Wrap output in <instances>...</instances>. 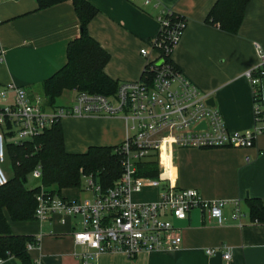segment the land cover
I'll use <instances>...</instances> for the list:
<instances>
[{
    "label": "crops",
    "instance_id": "obj_1",
    "mask_svg": "<svg viewBox=\"0 0 264 264\" xmlns=\"http://www.w3.org/2000/svg\"><path fill=\"white\" fill-rule=\"evenodd\" d=\"M89 1L99 13L89 23L88 33L110 55L105 73L111 79L119 83L141 80L147 65L141 50L150 47L159 35L162 11L170 10L187 20L171 56L173 63L215 99V108L230 131L255 128L253 86L247 73L254 71L257 77L259 69L264 71V0L250 1L236 35L207 23L218 0H149V4L145 0ZM80 31L72 1L40 9L37 0H0V91L9 85L24 88L31 97H43L47 110L72 106L77 90L64 91L60 98L68 91L74 94L56 107L46 104L42 92L44 82L67 63L69 42ZM258 89L264 102V76H260ZM13 100L14 93L8 91L6 98H0V106ZM61 127L69 154H85L92 147H115L127 136L121 117L68 116L61 120ZM164 156L158 163L160 176L179 189L197 190L206 201L229 202L223 225L196 209L186 220H172L183 238L180 249L144 252L136 259L120 252L104 253L92 264H264V225L251 221L245 202L247 197L264 200V133L252 148L173 149ZM83 182L82 178L80 187L63 189L58 196L80 201L81 192L86 194ZM75 189L80 192L76 198L63 194ZM154 189L158 194L151 202L160 197V189ZM234 201L241 202L244 215L240 221L232 217ZM6 217L14 235L39 239V244L29 249L36 264H82L76 257L81 248L73 235L80 229L79 217L54 214L38 224L14 222L8 212ZM210 250L217 251L209 254ZM225 251L231 254L229 262L223 258ZM1 264L20 262L8 258Z\"/></svg>",
    "mask_w": 264,
    "mask_h": 264
},
{
    "label": "built area",
    "instance_id": "obj_2",
    "mask_svg": "<svg viewBox=\"0 0 264 264\" xmlns=\"http://www.w3.org/2000/svg\"><path fill=\"white\" fill-rule=\"evenodd\" d=\"M149 2L145 0L146 4ZM172 14L170 10L162 11L159 35L150 47L141 50L147 62L145 72L151 73L152 79L121 82L113 97L79 92L72 106L47 110L43 97H31L24 88L9 85L0 91L3 99L8 91L14 93L10 104L0 106V188L9 182L4 167L8 134L12 143L20 145L68 116L121 117L126 123V139L114 151L121 159L122 176L112 187L103 189L94 175H83L84 191L88 193L83 200L68 201L44 188L36 197V218L40 222L54 214L80 218V229L73 235L75 244L81 248L76 257L82 264H92L104 253L120 252L129 259H136L144 252L178 250L183 238L172 220H186L196 209L206 213L209 220L223 225L228 201H206L195 189H179L160 175L147 177L145 164L160 163L162 156L173 149L252 148L257 137L264 133V102L257 101L264 71L259 69L257 77L254 71L247 73L253 86L255 128L245 132L230 131L219 110L208 105L210 95L175 69L169 59L167 61L187 26L185 21L172 23ZM201 124L204 126L198 128ZM32 175L40 181L41 167ZM144 187L160 189L159 199L134 202L133 194ZM232 204V217L240 221L244 215L241 202ZM216 251L210 250L209 254ZM223 258L229 262L230 252L225 251ZM2 262L0 259V264Z\"/></svg>",
    "mask_w": 264,
    "mask_h": 264
},
{
    "label": "trees",
    "instance_id": "obj_3",
    "mask_svg": "<svg viewBox=\"0 0 264 264\" xmlns=\"http://www.w3.org/2000/svg\"><path fill=\"white\" fill-rule=\"evenodd\" d=\"M37 1L40 9L72 1L81 30L80 35L69 42L65 66L43 84L42 94L46 104L56 107L58 99L66 90L115 96L120 83L105 73L110 55L88 33V25L99 13L98 8L89 0ZM250 1L218 0L207 17V23L227 33L238 34ZM170 19L172 23H187L185 18L175 13ZM168 59L173 63L171 57ZM173 66L181 71L174 63ZM149 74L144 71L141 79H152ZM257 101L262 102L260 90ZM118 146L92 147L85 154H69L65 150L61 121L26 143L16 145L8 141L6 162L12 175L8 184L0 188V259L16 258L20 264H36L29 253V246L39 244L36 237L14 235L6 212L14 222L35 221L38 205L36 197L41 193V188L60 195L63 189L80 187L83 175H94L103 189L112 187L122 176L121 159L114 152ZM145 165V176L158 177V164L153 162ZM38 167H41L42 172L40 184L28 187V176ZM245 202L251 221L264 225V200L247 197Z\"/></svg>",
    "mask_w": 264,
    "mask_h": 264
},
{
    "label": "rangeland",
    "instance_id": "obj_4",
    "mask_svg": "<svg viewBox=\"0 0 264 264\" xmlns=\"http://www.w3.org/2000/svg\"><path fill=\"white\" fill-rule=\"evenodd\" d=\"M73 94L74 93L72 91H68L67 93H65L64 97L58 99L57 103H60V104L67 103L69 101V97H71ZM5 171H6L7 175L9 176L11 170L7 165L5 166ZM39 184H40V181L34 179L33 175L30 174L28 176V185H27L28 187H36ZM78 191H79V189L71 190L69 192L63 191V194L66 193L68 196H70V198H76V197H78V195L80 193ZM157 194H158V191L156 189H154L152 187H145L142 189V191L140 193L133 195V200L136 203H148V202H151L154 199V197L157 196ZM79 196H80L79 198H81V200H83L88 196V193L82 194V192H81V195H79ZM30 223L38 224L40 222L38 220H35V221H30Z\"/></svg>",
    "mask_w": 264,
    "mask_h": 264
},
{
    "label": "water",
    "instance_id": "obj_5",
    "mask_svg": "<svg viewBox=\"0 0 264 264\" xmlns=\"http://www.w3.org/2000/svg\"><path fill=\"white\" fill-rule=\"evenodd\" d=\"M208 105L215 107L216 103H215V99L213 97H210L208 100ZM204 126V124H201L200 126H198V128H202Z\"/></svg>",
    "mask_w": 264,
    "mask_h": 264
}]
</instances>
